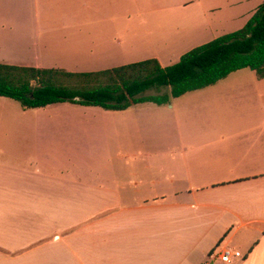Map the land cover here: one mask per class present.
<instances>
[{"label": "crops", "instance_id": "1", "mask_svg": "<svg viewBox=\"0 0 264 264\" xmlns=\"http://www.w3.org/2000/svg\"><path fill=\"white\" fill-rule=\"evenodd\" d=\"M229 3L230 13H200L202 31L214 27L208 20L214 15L219 26L241 29L264 0ZM86 6V0H0V64L79 73L113 63L110 51L124 42L119 26L109 34L85 27L98 18L115 21L118 13L110 7L88 13ZM233 74L191 92L189 112L206 111L207 120L196 124L206 133L180 137V148L156 162L113 153L144 145L130 136L135 122L165 112L167 104L24 109L0 97V264H264V79L254 72L221 89ZM229 95L252 96L254 104L239 106ZM104 162L125 169L88 171ZM134 162L147 170L155 163L158 178L128 171ZM227 249L236 252L231 263L221 259Z\"/></svg>", "mask_w": 264, "mask_h": 264}, {"label": "trees", "instance_id": "2", "mask_svg": "<svg viewBox=\"0 0 264 264\" xmlns=\"http://www.w3.org/2000/svg\"><path fill=\"white\" fill-rule=\"evenodd\" d=\"M243 69L264 79V3L243 28L192 49L168 67L157 59L79 73L0 64V97L24 109L69 103L126 111L148 102L170 104L172 98L214 86ZM162 88L170 92L144 95Z\"/></svg>", "mask_w": 264, "mask_h": 264}, {"label": "rangeland", "instance_id": "3", "mask_svg": "<svg viewBox=\"0 0 264 264\" xmlns=\"http://www.w3.org/2000/svg\"><path fill=\"white\" fill-rule=\"evenodd\" d=\"M95 1L99 4L101 3V7L97 6L98 9L103 7L105 11L110 7L112 13H118V19L116 18L115 21L101 19V21H99L98 18L96 24L87 25L85 30L89 31V29L97 27L104 30L106 34H109V31H111L109 29L110 26L114 25L113 28H116L118 25V41L122 42L123 40L124 42L122 46L114 47L113 50L110 51L112 57L114 56L113 54H116V57H113L111 60L113 63L110 65L84 67L87 69L102 71L131 63L133 64V61L142 62L149 59H156L154 58L155 56H160V58H162L165 67L172 66L179 62L184 54L196 48V46L198 47V45L195 46L196 43L204 42V40L210 38L216 39L225 35L224 33L227 31L224 30H229L232 33L240 28L238 24H230L225 27L219 26L217 24L219 21L215 18V15L214 18L208 19L209 22L214 23V27L210 29L209 32L202 31V28H200L206 21L200 16V13H230L231 7L229 0H86V11L88 13L97 9L95 5L93 6ZM212 9H216V11L209 12V10ZM125 15L129 17L125 18ZM121 30L126 34L121 33ZM92 43L93 41L87 42L86 44L93 46ZM89 52L96 53L98 51L94 49ZM119 55L120 57L124 55L125 58L116 60ZM96 57L97 62L101 61L100 59L102 58L100 55L97 54ZM125 60H127V64L124 62ZM249 75L253 77L255 74L250 69L236 72L226 82L220 84L219 87L223 89V87L229 83H239L243 81L241 79L243 77H248V79H250L251 77ZM209 89L212 88H207L205 91ZM169 92V88L153 89L146 92L144 95H159ZM194 94L196 93H189L179 99L172 98L170 104L175 106V110H169L171 106L167 104V106H165V112H150L149 117L144 118L140 124H136L135 122L134 129L131 130L130 136L133 137L135 141L144 140L145 144L138 145V141H136L134 146L135 150H128L127 148L123 150L118 149V151L113 154L122 152L146 154L151 155V159L156 162V159H162L164 155L173 153L172 150L180 148L176 142L180 137H204L203 134L206 133L205 127H197L196 124H198L197 122L202 123L207 120L206 111L198 110V112L195 113L193 110L189 112L191 100L193 98L192 95ZM229 96H231L230 98L232 101L237 104L239 101V106L254 104V97L252 96H246L245 98L235 95ZM226 97L227 95H225V98ZM204 99L203 103L205 104L206 98L204 97ZM225 101H227V99ZM167 108L169 109L167 110ZM87 116L92 117L91 114H87ZM104 154L108 155L110 153L104 152ZM139 159H141L139 160L141 162L144 160L142 157H139ZM162 161L163 160H161V162ZM130 164L131 168L128 171L146 176L145 178H148L151 182L158 178V173L160 171L154 168V165H156L155 163L151 164L150 170H147L144 164L142 165L138 162ZM120 166H122L121 163H119V167L117 165L112 166V162H104L101 166L94 163L90 164L88 171H99V169H101L110 172L115 168H119L120 171H123L125 168ZM136 179L139 180L138 178ZM140 196L148 197V195L143 194H140Z\"/></svg>", "mask_w": 264, "mask_h": 264}, {"label": "built area", "instance_id": "4", "mask_svg": "<svg viewBox=\"0 0 264 264\" xmlns=\"http://www.w3.org/2000/svg\"><path fill=\"white\" fill-rule=\"evenodd\" d=\"M234 255H236V252H234L230 249H227L223 252L221 259L223 262L231 263Z\"/></svg>", "mask_w": 264, "mask_h": 264}]
</instances>
